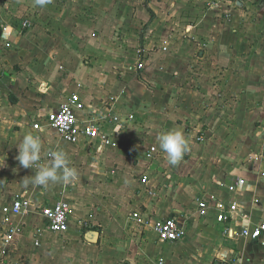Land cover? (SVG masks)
Wrapping results in <instances>:
<instances>
[{
	"label": "crops",
	"instance_id": "0c3cea01",
	"mask_svg": "<svg viewBox=\"0 0 264 264\" xmlns=\"http://www.w3.org/2000/svg\"><path fill=\"white\" fill-rule=\"evenodd\" d=\"M217 1L236 3L243 13L251 7L264 22V0H51L44 7L35 0H0V264H188L196 228L207 244L211 231L221 232L215 235L218 247L242 256L234 257V264H264L261 242L240 238L234 240L237 248H222L223 226L205 219L198 223L196 199L203 194L236 203L229 220L234 228L264 222V138L252 143L249 136H264V49L229 45L235 34H223L219 43L206 40L211 32L206 23H215L211 16L220 14L216 7L208 13L201 7ZM191 5L200 9L194 7L192 14L181 9ZM26 21L30 27L23 29ZM183 21L194 28L173 30V23ZM203 25L208 29L198 28ZM115 37L133 39L134 47L126 49L125 41L107 45ZM156 38L161 40L153 45ZM136 60L140 71L130 68ZM73 93L94 108L116 99L113 110L125 124L111 146L99 140L72 145L55 131L33 129L37 117L57 111ZM130 114L136 120L126 123ZM208 119H215L223 134L249 135L236 151L229 134L225 147L214 137L209 146L195 144ZM176 130L189 148L173 165L157 136ZM28 132L43 141L39 164L51 159L48 152L63 150L78 179L46 187L27 182L37 166L25 169L16 157ZM250 148L258 154L247 152ZM248 153L257 155L250 164L248 157H239ZM81 182L84 194L75 188ZM18 195L36 211L9 214ZM61 199L72 205L71 230L51 234L42 211ZM171 217L188 223L184 241L190 240L165 258L160 249L166 244L158 241L154 227ZM87 221L92 227L81 232ZM90 231L99 233L96 242L89 240Z\"/></svg>",
	"mask_w": 264,
	"mask_h": 264
},
{
	"label": "built area",
	"instance_id": "2783aa9c",
	"mask_svg": "<svg viewBox=\"0 0 264 264\" xmlns=\"http://www.w3.org/2000/svg\"><path fill=\"white\" fill-rule=\"evenodd\" d=\"M230 3L235 0H225ZM30 26L29 22L23 24L24 28ZM9 46V45H8ZM166 50V49H165ZM141 68V66H140ZM78 88H82L78 84ZM114 98L110 103H104L102 107H88L84 99L79 93H73L65 103L55 112H51L45 117H37L33 122V129L39 133L45 129L54 130L57 136L68 144H79L81 142H92L95 140L102 141L108 146L114 143V133L124 127V120L113 110ZM136 120L134 114L126 117V123ZM148 154V153H147ZM51 158V157H49ZM142 182L146 183L144 176ZM230 193H235V185H223ZM197 212L201 219L214 220L223 226V237L228 241L236 239H247L254 242H261L264 245V222L255 226H241L234 228L230 225L229 220H233V214H236L238 207L236 203H226L215 195H202L196 199ZM32 204L22 196L18 195L14 198L11 215L30 214L34 209ZM72 213V205L68 200H59L54 205L49 206L42 211L45 220L44 229L51 234H66L70 228V216ZM133 218L140 224H145L140 219L139 214H134ZM154 230L157 234L158 241L164 244L177 243L185 239L187 236L186 223L181 222L177 217H171L155 224ZM13 234V231H11ZM40 243L37 242L36 245Z\"/></svg>",
	"mask_w": 264,
	"mask_h": 264
},
{
	"label": "rangeland",
	"instance_id": "374dc122",
	"mask_svg": "<svg viewBox=\"0 0 264 264\" xmlns=\"http://www.w3.org/2000/svg\"><path fill=\"white\" fill-rule=\"evenodd\" d=\"M235 2H237V0H235L233 3H235ZM238 4H240V2H238ZM232 5L235 8L233 6H228L226 4H223V3H220L219 1H217L216 5H214V3H211V4L203 5L201 7L203 9V11L207 12V13H208V11L211 10V8L216 7V10L214 9V11L216 13L220 14V16H218V15L211 16V14H210V16L215 19V23L214 22L206 23V25L208 27L211 24V27L209 28V30L211 32L206 34L207 35L206 40H209V41L212 40V42L216 41L219 43V41H221V39H222L223 34L224 35H225V33H228L230 35L235 34L237 36H235V38L233 40H229V42H228L229 45L232 44L234 46L235 45L246 46L249 48H256L259 50L260 49L263 50L264 49V22H262V19L259 16L258 11L251 9V7H245L243 9V10H245L243 13L242 9H241V11H238V9L240 7L238 8L236 3L232 4ZM194 7H198V6H195V5L194 6L191 5L188 7L184 6V8H181V9H183V12L186 14H192ZM176 9H178V8H176ZM198 9H200V7H198ZM226 12H228V14H226ZM186 17H188V16H186ZM172 26L174 27L173 30H176L178 32L187 30L189 28H194L193 23L188 22V21L176 22V23H173ZM22 27H23V25H22ZM28 28L23 27V29H28ZM198 28L203 29V30L208 29L205 27V25L198 26ZM203 39L205 40V38H203ZM110 40L112 42L110 41L111 43H109V44L107 43V45H113L115 42L116 43L117 42H119V43L123 42L124 43V41H125L128 43L127 44L128 48H126V49H132V47H134L133 46V39H131V38L120 39L118 37H115V38H112ZM152 40H153V45H156L161 39L156 38V39H152ZM174 40L175 41L179 40V37L174 38ZM181 40H183V39L181 38ZM163 50L167 51V48H164ZM253 56H255V55L250 56V58ZM127 58H125V59H127ZM130 60H132V59H129V61ZM140 65L141 64H137V60H136L134 65H130V68L134 69L136 71H140L141 69H143L142 66L140 68ZM115 101H116V99H115ZM106 103H110V102H106ZM49 113L50 112H47L46 115H48ZM221 121H222L221 125L225 126V121L223 119H221ZM201 122H202V120H201ZM202 123H203V126L200 128V132L196 133V135L193 139L195 141V144H203V145L209 146V144L211 142V138L214 137L216 140L220 141V144H222L223 147H225L224 143H226V142H224V141L226 140V136L229 134L228 140H234V144L230 145L231 149L234 150V148H235V151H236L240 146H242L244 144V138H246L247 135H249L247 133H245L246 135H244L243 132H235V131H232L228 134H223L220 131L221 127H218V123L215 121V119L214 120L208 119V122H202ZM211 123L214 124V126H212ZM252 124H253V122H252ZM254 125H256V124H253L251 126L253 127ZM46 131H48V132L52 131L53 132L54 130L46 128L43 133H45ZM249 136L251 138L252 143H254L255 141H258L259 138H261V140L264 138L263 135H257V134L256 135L250 134ZM261 143H262V141H261ZM248 151L251 153L252 152L256 153V154H258V152H259V150L256 148H250L249 150H247V152ZM244 155L240 154V156H239V157H241L240 160H243L244 157H248L247 162L249 164H250V161H252L253 159H255L257 157V155L254 158L250 157L249 156L250 153L244 154ZM244 160L246 161V159H244ZM132 161L133 160H130L129 165L133 164ZM128 169H129V167H128ZM81 184H83V183L82 182L77 183L75 188L78 189L80 193L84 194L85 192L82 189H79L80 188L79 185H81ZM190 208H191V205L187 207V209H190ZM192 209H195V208H192ZM192 213L195 214L196 212L193 211ZM187 217H189V215ZM210 221H213L215 223V221L213 219ZM198 223L204 224V221H202V219L200 218ZM140 225H142V224H140ZM91 227H92V224L89 221L85 222V224L81 223V232H84V231H86V229H90ZM186 228L190 229L188 223L186 224ZM220 230H222L221 226H220ZM191 232H192V235L195 234L196 236L192 237L193 239L191 241L193 243V246L188 250V253H186V255L188 254V256H186L187 260H188V264H195V263H198V264H201V263L202 264H234L235 262H237L234 259V257H239L240 259H242V256L239 253L237 254V252H238L237 250L234 251L233 253H231L230 251L224 252L223 250L220 249V247H218L217 236H215V235L217 233L219 235H221V232H216V234L214 235L215 231H211V233H209V234H211L213 236L211 237L210 243H208V244L204 241V237H203L202 232L199 231L197 228L195 230H191ZM152 237H154V236L152 235ZM222 238L223 237H221V239H220L221 243H223V240L226 239L225 237L223 239ZM187 240H190V237L187 238L186 241ZM186 241L182 240V241H180L174 245H173V243L164 245L163 248L160 249L161 255H163L165 258H171L173 256V254H177L178 252H180V248L183 247V244ZM195 242H196V246H194ZM225 242L226 243H224L222 248H224L225 246L227 248H230V249L237 248L238 243H236L235 241L225 240ZM184 252H185V250L183 251V253ZM189 257H191V258H189ZM194 257L196 260H194ZM198 261H200L201 263ZM239 264H244V261L242 260V262H239Z\"/></svg>",
	"mask_w": 264,
	"mask_h": 264
},
{
	"label": "clouds",
	"instance_id": "9594fccd",
	"mask_svg": "<svg viewBox=\"0 0 264 264\" xmlns=\"http://www.w3.org/2000/svg\"><path fill=\"white\" fill-rule=\"evenodd\" d=\"M51 3V0H35L39 7ZM160 148L166 153L171 164H176L182 159L189 148L188 140L183 132L168 131L157 136ZM43 141L39 135L31 132L26 133L18 147L16 159L19 164L25 168L37 166L35 175L28 178L33 186L46 187L49 183L63 182L72 183L78 179V173L75 168L69 167V159L63 150H55L47 153L51 159L47 164H39L41 160Z\"/></svg>",
	"mask_w": 264,
	"mask_h": 264
},
{
	"label": "water",
	"instance_id": "95a60500",
	"mask_svg": "<svg viewBox=\"0 0 264 264\" xmlns=\"http://www.w3.org/2000/svg\"><path fill=\"white\" fill-rule=\"evenodd\" d=\"M98 237H99V233H98V232L90 231V232L88 233V238H89V240H90L91 242H96L97 239H98Z\"/></svg>",
	"mask_w": 264,
	"mask_h": 264
}]
</instances>
